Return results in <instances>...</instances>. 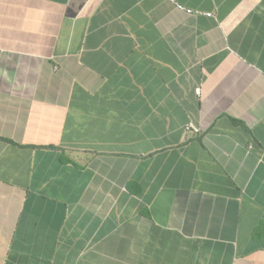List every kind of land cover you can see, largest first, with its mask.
<instances>
[{"label": "crops", "instance_id": "crops-1", "mask_svg": "<svg viewBox=\"0 0 264 264\" xmlns=\"http://www.w3.org/2000/svg\"><path fill=\"white\" fill-rule=\"evenodd\" d=\"M0 264H264V0H0Z\"/></svg>", "mask_w": 264, "mask_h": 264}]
</instances>
